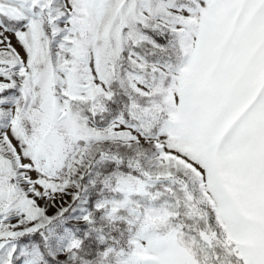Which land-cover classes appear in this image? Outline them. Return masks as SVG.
Segmentation results:
<instances>
[{
	"label": "snow or ice",
	"instance_id": "obj_1",
	"mask_svg": "<svg viewBox=\"0 0 264 264\" xmlns=\"http://www.w3.org/2000/svg\"><path fill=\"white\" fill-rule=\"evenodd\" d=\"M0 264H264V0H0Z\"/></svg>",
	"mask_w": 264,
	"mask_h": 264
}]
</instances>
